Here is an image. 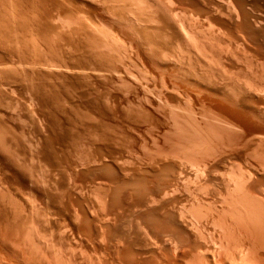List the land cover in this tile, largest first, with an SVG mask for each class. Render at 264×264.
<instances>
[{
	"label": "rangeland",
	"instance_id": "374dc122",
	"mask_svg": "<svg viewBox=\"0 0 264 264\" xmlns=\"http://www.w3.org/2000/svg\"><path fill=\"white\" fill-rule=\"evenodd\" d=\"M0 29V264H264V0H0Z\"/></svg>",
	"mask_w": 264,
	"mask_h": 264
},
{
	"label": "bare ground",
	"instance_id": "6f19581e",
	"mask_svg": "<svg viewBox=\"0 0 264 264\" xmlns=\"http://www.w3.org/2000/svg\"><path fill=\"white\" fill-rule=\"evenodd\" d=\"M130 7H131V6H130ZM233 8H234V7H233ZM234 9H235V8H234ZM242 9H243V8H242ZM141 10H143V9H141ZM240 10H241V9H240ZM240 10H239V11H240ZM146 11H147V10H146ZM234 12H235V11H234ZM236 12H237V11H236ZM129 13H131V12H129ZM149 13L151 14L150 11H149L148 13H146V14H149ZM132 14H133V12H132ZM134 14H135V13H134ZM134 14H133V15H134ZM170 14H171V13H170ZM240 14H241V13H240ZM143 15H144V14H143ZM249 15H250V14H249ZM131 16H132V15H131ZM132 17H134V16H132ZM152 17H153V16H152ZM152 17H151V18H152ZM154 17H155V16H154ZM238 17H239V16H238ZM171 18H172V17H171ZM134 19H135V18H134ZM152 19H153V18H152ZM175 20H176V19H175ZM2 21H3V20H2ZM172 21H173V20H172ZM178 22H180V21H178ZM178 22L176 23L177 26H178V24H179V26L181 27L180 23H178ZM3 24H4V21H3ZM9 26H11V25H9ZM249 26H250V25H249ZM255 26H256V24H255ZM4 27H5V26H4ZM12 27H13V25H12ZM8 28H9V27H8ZM177 28H178V27H177ZM244 28H245V27H244ZM180 29H181V28H180ZM0 30H1V29H0ZM13 30H14V29H13ZM38 30H40V29H38ZM2 31H3V30H2ZM2 31H1V32H2ZM4 31H6V28H5ZM184 31H185V30H184ZM180 32H181V30H180ZM6 33L8 34L9 31L7 30ZM6 33H5V34H6ZM1 34H2V33H1ZM7 34H6V37H7ZM184 34H185V32H184ZM38 36H39V35H38ZM186 36H187V35H186ZM2 37H3V36H2ZM6 37H5V39H6ZM9 37H10V36H9ZM143 37H144V36H143ZM152 37H153V36H152ZM2 39H3V38H2ZM9 39H10V38H9ZM155 39H156V38H155ZM158 39H159V38H158ZM250 39H251V38H250ZM3 40H4V39H3ZM149 40H150V39H149ZM6 41H7V40H5V42H6ZM11 41H12V40H11ZM147 41H148V40H147ZM147 41H146V42H147ZM188 41H190V40H188ZM148 42H149V41H148ZM150 42H151V40H150ZM150 42H149V43H150ZM190 43H191V42H190ZM193 44H195V43H193ZM190 45H192V44H190ZM194 46H196V45H194ZM249 46H250V45H249ZM190 47H191V46H190ZM197 47H198V46H197ZM200 47H201V46H200ZM203 47H204V46H203ZM195 48H196V47H195ZM230 49H231V48H230ZM198 50L200 51V49H198ZM203 50H204V49H203ZM206 50H207V49H206ZM200 52H201V51H200ZM248 52H249V51H248ZM248 52H247V53H248ZM8 54H9V53H8ZM196 54H197V53H196ZM199 54H200V53H199ZM201 54H202V53H201ZM205 54H206V53H205ZM194 55H195V54H194ZM251 55H252V54H251ZM253 55H254V53H253ZM203 56H204V55H203ZM207 58H208V57H207ZM218 59H219V58H218ZM220 59H221V58H220ZM251 60H253V59H251ZM217 61H218V60H217ZM216 63H217V62H216ZM226 63H227V62H226ZM218 65H220V64H218ZM218 65H217V67L220 68L221 66L219 67ZM221 65H222V64H221ZM214 67H215V66H214ZM214 67H213V68H214ZM222 67H223V66H222ZM223 68H224V67H223ZM225 68H226V67H225ZM216 69H217V68H216ZM221 69H222V68H221ZM240 69H241V68H240ZM214 70H215V69H214ZM221 71H223V70H221ZM237 71H239V69H238ZM234 72H235V71H234ZM226 73H227V71H226ZM214 74H215V73H214ZM221 74H222V72H221ZM224 74H225V71H224ZM232 74H233V72H232ZM225 75H226V74H225ZM229 75H231V74H229ZM236 75H237V74H236ZM238 75H239V74H238ZM211 78H212V77H211ZM211 78H210V79H211ZM231 78H232V77H231ZM211 81H212V80H211ZM199 83H200V82H199ZM209 84H210V83H209ZM209 88H210V87H209ZM252 88H253V87H252ZM254 88H255V87H254ZM254 88H253V89H254ZM256 90H257V89H256ZM251 91H252V90H251ZM262 91H263V90H262ZM262 91L260 90L259 93L262 92ZM257 92H258V91H257ZM228 93H229V92H228ZM246 93H247V92H246ZM263 93H264V92H263ZM230 95H231V94H230ZM258 95H259V94H258ZM263 95H264V94H263ZM247 97H248V96H247ZM261 97H262V96H261ZM261 99H262V98H261ZM228 100H229V99H228ZM236 102H237V101H236ZM243 105H244V104H243ZM183 110H184V109H183ZM192 113H193V112H191V114H192ZM259 113H260V112H259ZM192 115H193V114H192ZM217 122H218V121H217ZM224 122H225V121H224ZM224 125H225V124H224ZM2 134H3V133H2ZM0 141H1V138H0ZM0 145H1V144H0ZM2 145H3V142H2ZM1 147H2V146H1ZM46 157H47V156H46ZM261 160H262V159H261ZM46 166H47V165H46ZM263 169H264V167H263ZM263 169H262V170H263ZM111 182H112V181H111ZM245 188H246V187H245ZM262 188H263V187H262ZM235 189H236V188H235ZM242 189H243V188H242ZM248 189H249V188H248ZM230 190H231V189H230ZM232 190H233V189H232ZM262 190H263V189H262ZM241 191H242V190H241ZM244 191H245V190H244ZM107 192H108V191H107ZM233 192H234V191H233ZM259 192H260V191H259ZM228 193H229V191H228ZM241 193H243V192H241ZM241 193H240V194H241ZM250 194H251V193H250ZM263 194H264V190H263ZM220 195H221V194H220ZM106 196H107V195H106ZM240 197H241V196H240ZM249 197H251V196H249ZM252 197H253V196H252ZM232 198H233V197H232ZM243 198H244V197H243ZM247 198H248V196H247ZM256 198H257V197H256ZM106 199H107V198H106ZM252 199H253V198H252ZM252 199H250V200H252ZM261 199H262V198H261ZM103 200H104V199H103ZM233 200H234V199H233ZM243 200H244V199H243ZM245 200H246V199H245ZM247 200H248V199H247ZM258 200H260V199H258ZM263 201H264V200H263ZM101 202H102V201H101ZM223 202H224V201H223ZM236 202H237V201H236ZM238 202H239V200H238ZM240 202H241V201H240ZM99 203H100V202H99ZM230 203H231V202H230ZM241 203H242V202H241ZM254 203H255V202H254ZM100 204H101V203H100ZM103 204H104V203H103ZM244 204H245V203H244ZM259 204H260V201H259ZM106 205H107V204H106ZM169 205H170V204H169ZM224 205H225V204H224ZM231 205H232V204H231ZM240 205H241V204H240ZM246 205H248V204H246ZM256 205H257V204H256ZM100 206H101V205H100ZM102 206H103V205H102ZM135 206H136V204H135ZM152 206H153V205H152ZM238 206H239V205H238ZM241 206H242V205H241ZM106 207H107V206H106ZM106 207H105V208H106ZM228 207H229V206H228ZM233 207H234V206H233ZM248 207H249V206H248ZM103 208H104V207H103ZM164 208H165V207H164ZM231 208H232V207H231ZM241 208H242V207H241ZM171 209H172V208H171ZM101 210H102V209H101ZM136 210H137V208H136ZM145 210H146V209H145ZM229 210H231V209H229ZM251 210H253V208H252ZM158 211H159V210H158ZM238 211H239V210H238ZM223 212H224V210H223ZM226 212H228V211H226ZM231 212H232V211H231ZM239 212H240V211H239ZM121 213H122V212H121ZM242 213H243V212H242ZM244 213H245V212H244ZM159 214H160V213H159ZM233 214H235V213H233ZM223 215H224V214H223ZM225 215H226V214H225ZM248 215H249V212H248ZM153 216H154V215H153ZM226 216H227V215H226ZM229 216H230V215H229ZM159 217H160V216H159ZM168 217H169V216H168ZM181 217H182V216H181ZM220 217H221V216H220ZM231 217H233V216H231ZM238 217H239V216H238ZM243 217H244V215H243ZM97 218H98V217H97ZM183 218H184V217H183ZM218 219H219V218H218ZM236 219H238V218H236ZM239 219H240V218H239ZM239 219H238V221H239ZM95 220H96V219H95ZM104 220H105V219H104ZM132 220H133V219H132ZM178 220H179V219H178ZM181 220H182V219H181ZM185 220H187V219H185ZM229 220H230V219H229ZM248 220H250V218H249ZM261 220H262V219H261ZM130 221H131V220H130ZM130 221H129V222H130ZM220 221H221V220H220ZM240 221H241V219H240ZM242 221H245V219L242 220ZM262 221H263V220H262ZM189 222H190V221H189ZM222 222H223V221H222ZM251 222L254 224L253 221H251ZM263 222H264V221H263ZM94 223H95V222H94ZM96 223H97V222H96ZM114 223H115V222H114ZM190 223H191V222H190ZM229 223H230V222H229ZM238 223H239V222H238ZM246 223H247V225H248V222H246ZM246 223H245V224H246ZM255 223H256V222H255ZM142 224H143V223H142ZM220 224H221V223H220ZM223 225H224V223H223ZM228 225H229V224H228ZM237 225H238V224H237ZM229 226H231V225H229ZM251 226H252V225H251ZM255 226H256V225H255ZM140 227H141V226H140ZM195 227H196V225H195ZM195 227H194V228H195ZM232 227H233V226H232ZM247 227H248V226H247ZM247 227H246V228H247ZM191 228H192V227H191ZM248 228H249V227H248ZM100 229H101V228H100ZM183 229H184V228H183ZM192 229H193V228H192ZM231 229H232V228H231ZM251 229H252V228H251ZM140 230H141V229H140ZM199 230H200V229H199ZM240 230H242V229H240ZM137 231H138V230H137ZM145 231H146V230H145ZM182 231H183V230H182ZM222 231H223V230H222ZM234 231H235V230H234ZM249 231H250V230H249ZM251 231H252V230H251ZM102 232H103V231H102ZM134 232H135V231H134ZM196 232H198V230H197ZM126 233H127V232H126ZM128 233H129V232H128ZM139 233H140V232H139ZM225 233H226V232H225ZM234 234H235V233H234ZM252 234H253V233H252ZM138 235H139V234H138ZM142 235H143V234H142ZM196 235H197V234H196ZM222 235H223V234H222ZM235 235H236V234H235ZM250 235H251V234H250ZM147 236H148V235H147ZM224 236H225V235H224ZM236 236H237V235H236ZM244 236H245V235H244ZM251 236H252V235H251ZM100 237H101V235H100ZM107 237H108V236H107ZM118 237H119V236H118ZM143 237H144V236H143ZM195 237H196V236H195ZM240 237H241V236H240ZM246 237H247V236H246ZM88 238H89V237H88ZM111 238H112V237H111ZM134 238H135V237H134ZM148 238H149V237H148ZM165 238H166V237H165ZM223 238H224V237H223ZM225 238H226V237H225ZM225 238H224V239H225ZM230 238H231V236H230ZM232 238L234 239V237H232ZM254 238H255V237H254ZM102 239H103V237H102ZM102 239H101V241H103ZM104 239H105V238H104ZM121 239H122V238H121ZM221 239H222V238H221ZM238 239H240V238H238ZM124 240H126V239H124ZM128 240H129V239H128ZM166 240H167V239H166ZM168 240H169V239H168ZM226 240H227V239H226ZM226 240H225V241H226ZM229 240H230V239H229ZM234 240H237V239H234ZM241 240H242V239H241ZM243 240H245V239H243ZM146 241H147V240H146ZM152 241H153V240H152ZM222 241H223V240H222ZM239 241H240V240H239ZM253 241H254V239H253ZM153 242H154V241H153ZM194 242H195V241H194ZM196 242H197V241H196ZM203 242H204V241H203ZM220 242H221V241H220ZM233 242H234V241H233ZM150 243H151V242H150ZM165 243H166V241H165ZM169 243H170V242H169ZM200 243H201V241H200ZM228 243L230 244V242H228ZM248 243H249V242H248ZM252 243H254V242H252ZM154 244H156V243H154ZM218 244H219V243H218ZM223 244H224V243H223ZM236 244H237V243H236ZM238 244H239V243H238ZM242 244H243V243H242ZM246 244H247V243H246ZM214 245H216V244H214ZM232 245H233V244H232ZM232 245H231V246H232ZM240 245H241V244H240ZM243 245H244V244H243ZM123 246H124V244H123ZM147 246H148V245H147ZM150 246H151V245H150ZM218 246H219V245H218ZM235 246H236V245H235ZM245 246H246V245H245ZM248 246H249V245H248ZM133 247H134V246H133ZM151 247H152V246H151ZM158 247L161 248L160 246H158ZM175 247H176V246H175ZM216 247H217V246H216ZM229 247H230V245H229ZM236 247H237V246H236ZM104 248H105V247H104ZM176 248H177V247H176ZM196 248H197V247H196ZM242 248H243V247H242ZM253 248H254V247H253ZM253 248H252V249H253ZM115 249H116V248H115ZM185 249H186V248H185ZM216 249H217V248H216ZM224 249H226V248H224ZM227 249H228V248H227ZM243 249H244V248H243ZM243 249H242V250H243ZM179 250H180V249H179ZM200 250H201V249H200ZM208 250H209V249H208ZM208 250H207V251H208ZM217 250H218V249H217ZM232 250H233V249H232ZM236 250H238V249L236 248ZM253 250H254V249H253ZM91 251H92V250H91ZM176 251H178V250H176ZM214 251H215V250H213V252H214ZM218 251H219V250H218ZM224 251H225V250H224ZM254 251H255V250H254ZM158 252H159V251H158ZM185 252H186V251H185ZM201 252H203V251H201ZM237 252H238V251H237ZM243 252H244V251H243ZM130 253H131V252H130ZM132 253H134V255L136 256V258H137L138 255H139V257H141V256H140L141 254L136 253V254H138V255H136L135 252H132ZM132 253H131V254H132ZM199 253H200V252H199ZM199 253H198V254H199ZM203 253H205V251H204ZM210 253H211V252H210ZM215 253H217V252H215ZM223 253H225V252H223ZM229 253H230V252H229ZM235 253H236V252H235ZM239 253H240V251H239ZM249 253H250V252H249ZM258 253H259V252H258ZM93 254H94V253H93ZM131 254H130V255H131ZM207 254H209V253L207 252ZM217 254H218V253H217ZM241 254H242V253H241ZM244 254H245V253H244ZM95 255H96V254H95ZM124 255H125V254H124ZM142 255H143V254H142ZM205 255H206V254H205ZM212 255H213V254H212ZM212 255H211V256H212ZM228 255H229V254H228ZM245 255H246V254H245ZM247 255H248V254H247ZM255 255H256V254H255ZM84 256H85V255H84ZM98 256H99V255H98ZM128 256H129V255H128ZM132 256H133V255H132ZM201 256H202V255H201ZM203 256H204V255H203ZM214 256H215V255H214ZM223 256H224V255H223ZM226 256H227V255H226ZM239 256H240V255H239ZM241 256H242V255H241ZM257 256H258V255H257ZM262 256H263V255H262ZM81 257H82V256H81ZM89 257H90V256H89ZM162 257H163V256H162ZM198 257H199V256H198ZM227 257H228V256H227ZM234 257H235V256H234ZM237 257H238V256H237ZM243 257H244V255H243ZM247 257H248V256H246V258H247ZM254 257H255V256H254ZM254 257H252V258H254ZM90 258H91V257H90ZM133 258H134V257H133ZM205 258H206V257H205ZM205 258H203V259H205ZM207 258H208V257H207ZM209 258H210V257H209ZM212 258H213V257H212ZM229 258H230V256H229ZM250 258H251V257H250ZM256 258H257V257H256ZM88 259H89V258H88ZM108 259H109V258H108ZM122 259H124V258H122ZM130 259H131V258H130ZM184 259H185V258H184ZM193 259L195 260V257H194ZM217 259H218V258H217ZM220 259H221V258H220ZM224 259H226V258H224ZM227 259H228V258H227ZM227 259H226V261H227ZM231 259H232V258H230V260H231ZM254 259H255V258H254ZM52 260H53V259H52ZM139 260H140V258H138V260L134 261V264L137 263V261H139ZM144 260H146V259H144ZM207 260H208V259H207ZM232 260H233V259H232ZM241 260H242V258H241ZM249 260H252V259H249ZM249 260H248V261H249ZM87 261H88V260H87ZM100 261H101V260H100ZM117 261H118V260H117ZM190 261H191V260H190ZM209 261H210V260H209ZM214 261H215V258H214ZM218 261H219V260H218ZM239 261H240V260H238V262H239ZM243 261L245 262V259H244V258H243ZM246 261H247V260H246ZM252 261H253V260H252ZM255 261H256V260H255ZM47 262H48V261H47ZM49 262H50V261H49ZM67 262H68V261H67ZM67 262H66V263H67ZM81 262H82V260H81ZM96 262H97V261H96ZM131 262H132V260H131ZM185 262H186V261H185ZM192 262H193V261H192ZM196 262H197V261H196ZM227 262H228V261H227ZM235 262H236V261H235ZM240 262L242 263V261H240ZM240 262H239V263H240ZM249 262H251V261H249ZM249 262H247V263L249 264ZM253 262H254V261H253ZM258 262H259V261H258ZM62 263H63V262H62ZM64 263H65V262H64ZM141 263H142V262H141ZM190 263H191V262H190ZM199 263H200V262H199ZM201 263H202V262H201ZM203 263H204V262H203ZM210 263H211V262H210ZM210 263H209V264H210ZM224 263H225V262H224ZM236 263H237V262H236ZM261 263H262V262H261ZM53 264H55V263H53ZM60 264H61V263H60ZM119 264H120V263H119ZM132 264H133V263H132ZM166 264H167V263H166ZM180 264H181V263H180ZM212 264H213V263H212ZM222 264H223V263H222ZM226 264H227V263H226ZM228 264H229V263H228ZM232 264H233V263H232ZM245 264H246V263H245ZM251 264H252V262H251ZM254 264H256V263H254Z\"/></svg>",
	"mask_w": 264,
	"mask_h": 264
}]
</instances>
